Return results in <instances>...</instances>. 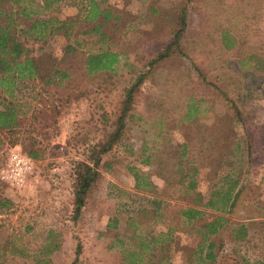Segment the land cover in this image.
<instances>
[{
  "label": "rangeland",
  "instance_id": "rangeland-1",
  "mask_svg": "<svg viewBox=\"0 0 264 264\" xmlns=\"http://www.w3.org/2000/svg\"><path fill=\"white\" fill-rule=\"evenodd\" d=\"M72 3L54 11L33 5L39 17L76 21L70 38L60 33L27 40L33 56L52 52L59 58L72 38H78L82 48L95 40L75 5L79 0ZM112 3L106 4L120 15L110 31L121 52L115 72L79 73L76 82L64 87L29 83L17 92V100L25 103L19 106L25 121L16 134L25 139L27 132L45 155L31 158V171L21 186L0 177V196L11 201L0 210V249L10 244L14 249L0 264L22 261L20 253L37 249L49 230L60 242L50 254L53 264H70L78 242L77 264H126L123 257L138 249L140 236L161 239L170 228L169 264H204L209 239L218 253L213 264H240L242 259L264 264V71L253 69L256 63L245 58L251 53L264 58V0ZM183 15L186 26L181 28ZM222 29L234 40L231 47L223 45ZM177 30L178 47L146 69L122 138L98 166L103 177L72 219L71 161L114 129L125 89L165 50ZM231 101L242 110L244 123L236 119ZM195 103L201 111L186 116ZM183 145V157L198 168L199 195L191 193L187 200L172 176L173 160ZM12 150L24 153L20 141L12 142L0 131V176ZM230 170L240 177L236 202L225 215L224 227L208 238L200 223L210 222L217 212L203 204L211 185ZM144 182H151L157 192H150ZM187 208L201 210L199 219L187 220L180 212ZM241 226L247 228L245 237Z\"/></svg>",
  "mask_w": 264,
  "mask_h": 264
},
{
  "label": "trees",
  "instance_id": "trees-1",
  "mask_svg": "<svg viewBox=\"0 0 264 264\" xmlns=\"http://www.w3.org/2000/svg\"><path fill=\"white\" fill-rule=\"evenodd\" d=\"M73 1L0 0V131L8 134L10 141H20L24 150L23 152L34 160L40 159L45 155L43 149L36 147L39 141H32L31 138H28L27 132L25 135L26 140L16 134L17 129L25 121L20 108L25 103L19 102L16 96L21 87H26L29 83L35 84L39 82L42 83V87L49 84L64 87L67 83L76 82L79 73L82 76H96L101 72H115L116 63L119 61L118 59L121 55V52L115 48V41L110 37L113 25L112 21H118L120 18L119 13L115 12L111 6L105 5L101 0H79L80 3L75 5L83 11L81 12L82 22L88 23L90 31L96 35L95 40L86 43L85 47L82 48L80 40L72 38L59 58L52 52H43L37 57L33 56L32 49L25 45L27 40H44L49 36L60 33L70 38L73 24L76 23L75 19L66 20L52 15L46 18L39 17L36 14L38 10H58L61 4H73ZM34 4L39 9H35ZM184 18L183 15L181 28L186 26ZM179 32L180 30L175 31L172 42L166 46L163 52L143 66L134 82L125 89V97L119 108L118 117L114 122V129L104 139L89 145L85 150L80 152V159L71 161L72 219L75 220L80 215L89 193L103 177L98 166L102 162L103 155L107 154L114 144L118 143L122 138L127 113L133 103V95L147 76L146 69L148 71V68L156 60L165 57L174 45L178 47L179 41L176 38ZM228 32L226 29L221 30L222 42L225 47H231L235 43ZM39 57L44 58V61H39ZM245 58L250 64L253 61L256 63L253 69L264 71V58L262 56L251 53L246 55ZM201 76L204 77V75ZM80 93L83 92H79L78 95ZM68 99L69 96H66L64 101L66 102ZM199 101L202 102V98ZM230 104L233 107L238 122L244 123L242 110L233 101ZM200 111L201 109L195 103L188 107L185 115L192 117ZM12 134H15V136H12ZM53 149L57 151L58 147H54ZM184 151L185 145H183L179 157L173 160L176 170H173L172 176H174L175 183L183 190L182 194L184 197L182 198L187 200L191 193L194 195L198 194L195 192L198 168L191 162L188 164V159L183 157ZM88 160H91L92 163L90 164ZM134 175L137 177V174ZM239 183V175H235V172L230 170L223 178H220L211 185L209 195L203 206L217 213L214 214L215 216L210 222L200 223L205 228L208 238L209 235L217 234L224 227V224L227 223L228 218L225 215L230 213L235 205L236 196L240 189ZM144 184L149 185L150 192H157L156 187L151 182H144ZM10 204L9 198L0 196V210L8 208ZM200 211L197 208L180 210L187 220L190 221L199 219ZM250 217L248 216L247 218ZM246 230L247 228L241 226L240 234H243V237L247 235ZM170 231H173V228H170L168 232L170 233ZM168 232L166 233V237H162L161 239L159 236L152 235L149 240H146L140 236L141 240L138 249L130 250V253L124 255L123 259L125 263L169 264L168 259L172 251L170 247L173 242ZM53 236L54 230H49L42 245L34 250H23V253H20L22 254V261L14 263L53 264L50 254L57 250L60 244L59 240L52 238ZM118 239L122 244L125 243L122 235L119 236L118 234ZM79 244L80 242L77 243L70 264H77L80 251ZM12 246L10 244V247L0 249V261L7 259L9 249L11 252L14 251ZM215 246L216 243L213 240L209 239L207 241L204 264H213L216 261L218 253L215 251ZM122 251L124 253V250ZM240 264H263V262L256 261V263H249L242 259Z\"/></svg>",
  "mask_w": 264,
  "mask_h": 264
},
{
  "label": "built area",
  "instance_id": "built-area-1",
  "mask_svg": "<svg viewBox=\"0 0 264 264\" xmlns=\"http://www.w3.org/2000/svg\"><path fill=\"white\" fill-rule=\"evenodd\" d=\"M31 166V158L28 155L19 150H12L0 177L12 185L21 186L31 171Z\"/></svg>",
  "mask_w": 264,
  "mask_h": 264
},
{
  "label": "crops",
  "instance_id": "crops-1",
  "mask_svg": "<svg viewBox=\"0 0 264 264\" xmlns=\"http://www.w3.org/2000/svg\"><path fill=\"white\" fill-rule=\"evenodd\" d=\"M114 1H116V2H114ZM102 2H104L106 4L108 2V0L107 1L102 0ZM119 2L124 5V0H113L112 4L114 7H117Z\"/></svg>",
  "mask_w": 264,
  "mask_h": 264
}]
</instances>
